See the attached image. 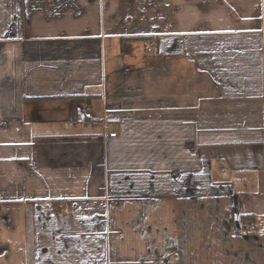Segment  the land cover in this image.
Masks as SVG:
<instances>
[{
	"label": "crops",
	"instance_id": "crops-1",
	"mask_svg": "<svg viewBox=\"0 0 264 264\" xmlns=\"http://www.w3.org/2000/svg\"><path fill=\"white\" fill-rule=\"evenodd\" d=\"M0 264H264V0H0Z\"/></svg>",
	"mask_w": 264,
	"mask_h": 264
},
{
	"label": "built area",
	"instance_id": "built-area-1",
	"mask_svg": "<svg viewBox=\"0 0 264 264\" xmlns=\"http://www.w3.org/2000/svg\"><path fill=\"white\" fill-rule=\"evenodd\" d=\"M144 49H145L146 53H148V54L155 53L153 43L146 42L144 45ZM79 112L83 116V121H82L81 125L84 126L85 128L90 129L92 127H95L98 124H101V121H103L102 118L97 117L92 113L88 103H82L80 108H79ZM103 124H104V127L108 130L107 136L109 138H116L117 134H116L114 127L111 125H108L106 123H103ZM244 227L247 231H252V225L250 223L249 224L245 223Z\"/></svg>",
	"mask_w": 264,
	"mask_h": 264
},
{
	"label": "trees",
	"instance_id": "trees-1",
	"mask_svg": "<svg viewBox=\"0 0 264 264\" xmlns=\"http://www.w3.org/2000/svg\"><path fill=\"white\" fill-rule=\"evenodd\" d=\"M74 100L73 101H75L76 103H86L85 102V99H83V98H81V97H75V98H73ZM76 99V100H75Z\"/></svg>",
	"mask_w": 264,
	"mask_h": 264
}]
</instances>
